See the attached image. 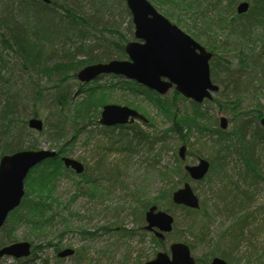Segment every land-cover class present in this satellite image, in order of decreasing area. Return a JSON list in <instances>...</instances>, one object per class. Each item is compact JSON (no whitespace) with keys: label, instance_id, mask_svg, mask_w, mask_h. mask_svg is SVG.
Segmentation results:
<instances>
[{"label":"trees","instance_id":"trees-1","mask_svg":"<svg viewBox=\"0 0 264 264\" xmlns=\"http://www.w3.org/2000/svg\"><path fill=\"white\" fill-rule=\"evenodd\" d=\"M49 1L50 3L40 0H0V159L22 151L39 150L36 135L45 136L51 142L63 145L62 148L76 139L81 122L89 121L90 119L84 118L90 116L95 110L90 97H85L77 104L72 102V88L70 89L68 82L77 79L80 70L86 66L126 58L125 46L130 39L121 34L118 29H111L112 27L106 25L107 23L104 24L105 16L108 13L110 15L114 9H118L121 16L129 20L128 32L133 37L134 27L126 0H118L119 2H115L116 0ZM248 1L251 7L242 15L235 11L238 0H193L191 2L193 12L202 15L203 18L207 19L211 15L219 17V20L223 22L221 23L225 25V31L238 38L237 43L262 46V50L258 53L240 52L244 58H241L242 66L236 70L230 69L231 62L228 61H225L229 63L228 65L221 66L219 57L217 59L214 57L212 61L214 62V81L223 85V91L230 92L233 97L230 100H222L225 102L224 106L230 104L233 110L239 109L242 101L240 98L251 90L255 82L254 76L257 72L260 73L257 69L264 59V36L255 33L260 27L264 29V0ZM86 4L90 12L84 10ZM210 19L213 23L211 25L214 26L216 18ZM106 34L116 35L120 41L107 38ZM56 58L59 60L56 61ZM178 94L174 91V95L178 96ZM160 103L163 108L171 112L172 102L161 99ZM219 104L224 108L223 104L218 103V106ZM197 113V118L175 120L172 129L160 134L147 131L137 125L126 128H105V130L112 133L116 129L120 130L117 141L123 143L122 147L128 154L143 148L150 154H153L155 150L158 155L163 152H173L174 169L165 167L161 173L164 182L170 187L162 191L161 196L158 197V204H165L166 211L172 215L175 211L181 210L186 215L196 216L191 221L190 233L195 236L196 232L197 237L202 241L207 236L211 220L208 209L201 206L199 210H192L177 206L172 201V194L176 187L189 178L176 148L170 146L172 137L180 138L183 144L187 145L190 134L185 133V130L188 133L192 130H197L199 134L203 130L217 133L218 138L214 140V147H219L217 153H224V156L220 157L217 154L220 158L217 157L216 160L224 162L218 165L221 170L215 164L211 166L208 176L213 171L222 172L226 159L234 151L245 164L237 184L258 185L264 181L261 169V153L264 154V128L260 124V120L264 118V106L260 105V108L248 111H237V116L233 119L237 124L227 135L219 128L213 130L212 127L217 125L216 121L207 122L201 126L206 120L203 119L205 114L203 115L200 111ZM243 117H251V119H242ZM35 118L43 121V131L38 132L29 127V121ZM143 126L152 128L149 123ZM110 138L113 139L112 136ZM203 138L200 135L198 143ZM120 150L122 149H117L118 152H121ZM186 155H191V152ZM96 166L102 176L110 175L106 176L110 179L114 174L113 168L104 167L103 159H99ZM40 167L43 169H39ZM70 172L73 173L64 167L61 158L55 157L38 165L29 173L27 180L34 173L38 179L37 201L33 198L28 199L29 196L26 193L21 206L10 214L6 224L0 230V233H4L0 239V250L13 244L16 224L24 223L38 232L53 222L56 213L52 211L54 200L51 198V193L54 192L59 179ZM86 177L85 173L82 179ZM168 178L176 179V181L173 183ZM88 180L96 181L91 177ZM26 184L29 183L25 182ZM237 188L241 187L238 185ZM239 195L232 194L223 201L231 224L221 233L215 248L226 246L218 254L212 251L198 258V262L206 263L210 257L218 255L232 264L233 251L237 249L247 232L252 233L250 230L252 213L249 212V205L253 195L244 188ZM155 203H143L138 224H145V211ZM176 224L175 220L173 231L176 229ZM124 233L126 236H134L136 232L132 229ZM225 235H229V238L223 243L222 237ZM151 236L158 246L164 242ZM50 247H53L52 243L47 242L42 249L41 247L38 249L44 251ZM190 247L192 251L195 250V245L191 244ZM60 250V247H55L57 254ZM82 254V251H78L74 257ZM55 257L57 263L63 261L58 256ZM38 261L39 256L33 248L30 258L14 259L13 264H37ZM42 263L47 264V261Z\"/></svg>","mask_w":264,"mask_h":264},{"label":"rangeland","instance_id":"rangeland-1","mask_svg":"<svg viewBox=\"0 0 264 264\" xmlns=\"http://www.w3.org/2000/svg\"><path fill=\"white\" fill-rule=\"evenodd\" d=\"M148 1L162 16L213 54L210 61L211 79L219 87V91L213 93L211 100H205L198 107L191 100L182 98L179 94L174 95L173 91L161 97L146 87L125 78L104 76L86 84H82L78 79L69 81L70 89L72 88L71 100L74 104L85 97H90L95 111L84 118L90 120L81 122L80 132L77 133L76 139L63 148V145L55 144L45 136L36 135L35 137L38 149L56 151L58 158L69 157L84 164L87 177L82 179L74 172L62 176L54 192L51 193V198L54 200L52 211L56 213V218L38 232L24 223L16 224L13 243H31L34 252H37L39 256L37 264H43L45 260L47 264H145L154 260L159 252L169 253L173 243L195 245L192 255L197 260L212 251L218 254L226 246L215 248L219 236L231 224L223 201H226L225 198H229L232 194L239 195L244 188L253 195V200L249 205V212L252 213L250 217L252 233L247 232L237 249L233 251L234 262L232 264H264V181L258 185L237 184L245 164L234 151L226 159L222 172L213 171L204 181L200 182L188 178L175 189L178 190L188 182L199 197L202 208L208 209L211 220L204 240L201 241L196 232L195 236L190 233L191 221L196 216L186 215L181 210L173 213L177 222L175 231L159 246L153 241L152 234L142 230L145 224H138L143 203L156 202L153 205H157L163 211L167 210L165 204H158V197L161 196L162 191L170 187L164 182L161 173L165 167L173 168L175 159L173 152H163L158 155L155 150L153 154H150L145 148L136 150L132 154L125 152L122 147L123 143L117 141L120 130L116 129L113 133L106 132L99 124L105 106L115 105L135 110L145 116L152 128H146L142 122H136L134 125L156 134L172 129L175 120L197 118L196 114L200 111L203 115L205 114L203 119H206L201 126L207 122L216 121L217 125L212 127L213 130L219 128L225 135L230 134L237 124L233 120L237 116V111H248L260 108V105L264 106V59L257 69L260 73L257 72L254 76L255 82L251 90L240 98L242 101L238 110L236 108L233 110L230 104L224 106L225 102L222 100H230L233 97L230 92L223 91V85L214 81V62H212L214 57L216 59L219 57L221 66L228 65L229 63L225 62L228 61L231 62L230 69L236 70L242 66L241 58H244L240 52L258 53L262 50L261 44L237 43L238 38L225 31V25L219 17L211 15L206 19L193 12L194 9H191L193 0ZM244 2L251 7L250 1L238 0L236 12L238 6ZM89 9L87 4L84 5L85 11L90 12ZM210 18H218L214 19L216 22L214 26L211 25L213 23ZM105 19L104 24L107 23L106 25L111 26V29H118L121 34L130 39V42L134 40L128 32L129 20L121 16L118 9H114L110 15L108 13ZM255 33L264 36L262 35L264 29L260 27ZM105 36L120 41L116 35L106 34ZM55 60L58 61L59 58ZM161 99L173 103L171 112L161 106ZM217 102L223 104L224 108L220 104L218 106ZM221 118H226L228 121L225 130L220 128ZM242 119H251V117ZM185 133L190 134L189 144L184 145L178 137H172L170 142L171 148H176L177 154L182 146L187 147V153L191 152L186 162L183 163V168L185 165L197 164L199 159H205L210 162L211 166L215 164L217 168L219 163L224 162L216 160L217 154L220 157L224 156V153H217L219 147H214V140L218 138L217 133L205 130L200 134L197 130H192L190 133L185 130ZM200 135L204 138L198 143ZM111 136L113 139L110 138ZM119 148L122 149L121 152L117 151ZM261 156V169L264 174V154L261 153ZM99 159H103L104 167L114 169V174L110 179L106 177L110 175L102 176L100 170L97 169L96 163ZM41 168L43 169V167L39 169ZM36 171L39 170L36 169ZM35 173L26 181L29 183L26 184L28 188L26 193L29 196L28 199L33 198L37 201L38 179ZM89 177L96 181L90 182ZM168 179L173 183L176 181V179ZM238 185L243 188H237ZM132 229L136 232L134 236H126L124 231ZM3 235L4 233H0V239ZM228 238L229 235L223 236L222 242H227ZM47 242H51L53 247L44 251L38 249L39 247L42 249ZM55 247H60L61 250L71 248L76 252L82 251L83 254L79 257L63 259L57 263ZM215 257L220 258L218 255ZM215 257H210L206 263H198L209 264ZM13 263L14 259L10 257L0 259V264Z\"/></svg>","mask_w":264,"mask_h":264},{"label":"water","instance_id":"water-1","mask_svg":"<svg viewBox=\"0 0 264 264\" xmlns=\"http://www.w3.org/2000/svg\"><path fill=\"white\" fill-rule=\"evenodd\" d=\"M50 3L49 0H40ZM127 7L132 15L135 28V41L127 44L125 51L128 60H113L98 63L82 69L78 73L80 82L86 84L102 75H116L165 95L173 86L184 98L201 104L205 99L211 100L212 94L219 87L212 82L210 61L213 54L199 45L168 19L162 16L148 0H127ZM250 5L241 3L238 14L248 12ZM147 119L128 107L108 105L103 108L100 124L107 127L126 125ZM260 124L264 127V118ZM228 126L226 118L220 119V127ZM29 127L38 132L43 131L44 123L40 119L29 121ZM186 147L179 150L185 160ZM55 151H22L6 155L0 159V229L5 225L10 213L20 207L25 196V180L29 172L47 159L54 158ZM66 168L82 174L85 167L71 158H64ZM210 171V163L201 159L197 165L187 166L186 172L193 181H202ZM173 203L189 209H200V199L189 183L173 193ZM175 219L165 211L151 207L146 213V230L154 232L163 239L165 234L173 231ZM32 245L28 242L14 243L0 250V258L11 257L26 259L31 256ZM75 251L66 249L59 253V258L73 256ZM170 254L160 252L156 258L145 264H197L190 247L184 243H174ZM209 264H228L222 258H214Z\"/></svg>","mask_w":264,"mask_h":264},{"label":"flooded vegetation","instance_id":"flooded-vegetation-1","mask_svg":"<svg viewBox=\"0 0 264 264\" xmlns=\"http://www.w3.org/2000/svg\"><path fill=\"white\" fill-rule=\"evenodd\" d=\"M175 89H176V87L175 86H173V88L171 89V90H173V91H175ZM145 228H143V230H144Z\"/></svg>","mask_w":264,"mask_h":264}]
</instances>
